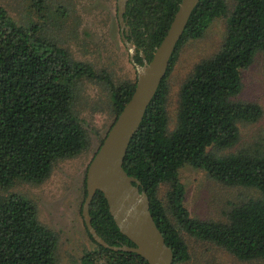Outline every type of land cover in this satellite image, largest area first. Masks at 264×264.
Instances as JSON below:
<instances>
[{"label":"trees","instance_id":"16d2710c","mask_svg":"<svg viewBox=\"0 0 264 264\" xmlns=\"http://www.w3.org/2000/svg\"><path fill=\"white\" fill-rule=\"evenodd\" d=\"M31 2L42 19L45 1ZM180 2L127 0L124 19L138 64H143L141 53L151 60ZM220 17L226 19L225 37L182 84L176 123L169 129L167 80L179 50L200 39ZM40 29L17 24L0 7V264H59L57 233L39 222L34 202L9 190L19 181L41 184L57 162L89 150L83 121L73 110L77 81L106 84L115 113L112 124L135 87V81L114 87L108 73L74 60L66 49L42 38ZM258 53L264 60V0H200L129 143L123 169L141 182L153 220L172 250V264L190 258L183 233L222 247L240 261L264 264V140L239 148L240 124L262 116L259 105L238 99L241 72ZM184 166L230 187L255 189L260 196L233 206L225 222L193 218L184 205ZM83 186L82 203L85 179ZM161 187L167 188L164 201ZM89 214L107 244L134 246L119 232L101 192L95 193ZM85 231L94 249L84 251L76 264H147L136 254L98 245Z\"/></svg>","mask_w":264,"mask_h":264},{"label":"rangeland","instance_id":"374dc122","mask_svg":"<svg viewBox=\"0 0 264 264\" xmlns=\"http://www.w3.org/2000/svg\"><path fill=\"white\" fill-rule=\"evenodd\" d=\"M40 19L31 0H0V7L17 24L40 25V35L66 49L76 61L92 66L95 72L109 74L114 87L136 80L129 62L117 20V0H44ZM226 33V19L214 20L200 39L189 40L176 57L169 73L166 112L169 129L178 113L179 91L196 64L212 57ZM240 101L255 103L262 109L258 121L240 124L239 148L264 140V60L256 54L252 64L241 72ZM75 87L73 110L83 121L90 148L79 156L57 162L48 180L41 184L16 182L10 193L22 195L36 205L40 223L58 235L59 264H76L84 251L94 249L86 234L80 213L87 167L115 117L110 89L105 83L81 78ZM180 178L185 188L184 205L191 217L225 222L237 204L258 198L259 192L230 187L209 178L202 170L184 166ZM167 188L161 187L164 201ZM190 258L186 264H260L259 260L240 261L224 248L183 233Z\"/></svg>","mask_w":264,"mask_h":264},{"label":"water","instance_id":"95a60500","mask_svg":"<svg viewBox=\"0 0 264 264\" xmlns=\"http://www.w3.org/2000/svg\"><path fill=\"white\" fill-rule=\"evenodd\" d=\"M199 1L181 0L151 60L147 62L145 56L140 54L142 65L135 61L137 49L128 39L129 27L124 19L127 0L116 2L121 39L136 73L135 87L87 167L86 195L81 207V216L88 234L95 243L112 251L136 254L147 264H172L173 253L153 220L149 211L148 196L140 190L141 182L124 171L123 162L129 143L138 131L147 107L166 76L175 46ZM96 192L102 193L119 232L134 245L133 247L124 244L111 246L92 227L89 206Z\"/></svg>","mask_w":264,"mask_h":264},{"label":"flooded vegetation","instance_id":"af4514ba","mask_svg":"<svg viewBox=\"0 0 264 264\" xmlns=\"http://www.w3.org/2000/svg\"><path fill=\"white\" fill-rule=\"evenodd\" d=\"M126 26H127V24H126ZM128 33H129V31H128Z\"/></svg>","mask_w":264,"mask_h":264}]
</instances>
